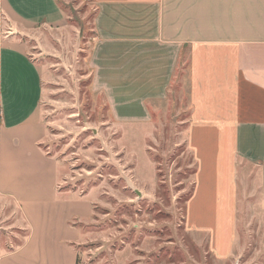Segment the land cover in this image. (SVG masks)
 Returning a JSON list of instances; mask_svg holds the SVG:
<instances>
[{
	"label": "crops",
	"instance_id": "1",
	"mask_svg": "<svg viewBox=\"0 0 264 264\" xmlns=\"http://www.w3.org/2000/svg\"><path fill=\"white\" fill-rule=\"evenodd\" d=\"M86 1L92 89L116 122L152 123L186 67L196 171L184 224L216 260L231 259L264 224V0ZM65 24L59 0H0V200L25 232L0 264H78L82 224L95 220L90 197L58 187L59 160L42 146V68L8 30Z\"/></svg>",
	"mask_w": 264,
	"mask_h": 264
},
{
	"label": "rangeland",
	"instance_id": "2",
	"mask_svg": "<svg viewBox=\"0 0 264 264\" xmlns=\"http://www.w3.org/2000/svg\"><path fill=\"white\" fill-rule=\"evenodd\" d=\"M59 1L66 13L62 28L8 30L26 40L42 68V146L59 160L58 187L87 195L96 206L95 220L82 224L78 264H264L262 223L248 229L243 250L226 261L185 228L196 171L185 141L186 67L152 123L116 122L104 95L92 89V6ZM22 220L13 203L0 200V255L20 245Z\"/></svg>",
	"mask_w": 264,
	"mask_h": 264
},
{
	"label": "built area",
	"instance_id": "3",
	"mask_svg": "<svg viewBox=\"0 0 264 264\" xmlns=\"http://www.w3.org/2000/svg\"><path fill=\"white\" fill-rule=\"evenodd\" d=\"M0 118H2V110L0 109Z\"/></svg>",
	"mask_w": 264,
	"mask_h": 264
}]
</instances>
